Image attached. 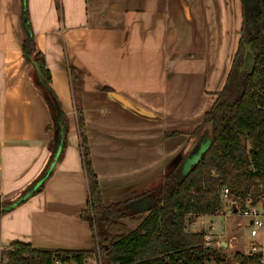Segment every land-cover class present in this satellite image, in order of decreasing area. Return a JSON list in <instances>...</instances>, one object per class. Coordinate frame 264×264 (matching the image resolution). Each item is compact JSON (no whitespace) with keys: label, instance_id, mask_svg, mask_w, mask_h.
<instances>
[{"label":"crops","instance_id":"crops-1","mask_svg":"<svg viewBox=\"0 0 264 264\" xmlns=\"http://www.w3.org/2000/svg\"><path fill=\"white\" fill-rule=\"evenodd\" d=\"M24 15L68 132L42 191L0 214V248L23 243L39 251H93L92 229L81 218L88 187L70 70L78 77L101 200L127 201L173 171L185 173L190 133L232 68L241 0H26V7L22 0H0L4 203L26 194L56 149L49 106L22 56Z\"/></svg>","mask_w":264,"mask_h":264},{"label":"trees","instance_id":"trees-1","mask_svg":"<svg viewBox=\"0 0 264 264\" xmlns=\"http://www.w3.org/2000/svg\"><path fill=\"white\" fill-rule=\"evenodd\" d=\"M241 5L242 28L232 68L201 125L190 134L192 137L201 132L196 143L207 137L210 140L207 150L186 175L178 176L173 171L159 185L137 198L108 205L102 202L78 102V77L70 70L81 159L88 187V200L81 218L92 229L94 250L49 252L14 243L12 251L3 253L5 264H53L55 261L86 264L98 258L100 264H206L210 261L229 264L232 259L237 264H247L249 260L260 258V255L235 254L229 259L212 246V241H205L203 232L187 231V225L196 218L215 216L224 210V189H228L227 200L236 211L246 205L256 206L264 200V0H253L251 4L249 0H241ZM23 12L25 14V9ZM25 33L21 43L22 56L26 63L37 67L40 81L33 68V83L46 104L52 103L56 97L51 90L49 72L32 36ZM247 51L253 55L250 71L244 70L242 65ZM55 121L52 118L54 135L59 130L62 135L59 160L68 132L61 109L59 122ZM50 175L18 203H4L0 199V214L39 194ZM146 197H151L153 204L145 213L136 215L131 205ZM126 219L138 222V225L130 230L121 222Z\"/></svg>","mask_w":264,"mask_h":264},{"label":"rangeland","instance_id":"rangeland-1","mask_svg":"<svg viewBox=\"0 0 264 264\" xmlns=\"http://www.w3.org/2000/svg\"><path fill=\"white\" fill-rule=\"evenodd\" d=\"M22 3L24 7H26V0H22ZM243 64L244 60H242V65ZM31 70H33V68ZM172 135L176 136V133H173ZM200 135L201 132L197 136H190V141L182 153V159H185L191 152V150L196 145V142L198 141ZM225 202L226 207L224 208V210L215 215V217L202 216L201 218H196L192 223L187 225V231L203 232L205 235L207 234V228L211 224L213 225L214 230L212 231L210 239L212 241V246L215 249L219 250V252L223 253L229 259H232L235 254L245 256L247 255V252L253 242V240L248 236L246 221L237 213H233L231 211L229 212L227 210V207H230L232 209L233 206L230 200L226 199ZM123 221L121 222L123 223ZM124 223L126 225L128 224L127 228L130 230H132L137 225L135 222V224L133 222L128 223V220ZM91 264H93V262H91ZM206 264L216 263L214 261H210ZM229 264L237 263L232 259Z\"/></svg>","mask_w":264,"mask_h":264},{"label":"water","instance_id":"water-1","mask_svg":"<svg viewBox=\"0 0 264 264\" xmlns=\"http://www.w3.org/2000/svg\"><path fill=\"white\" fill-rule=\"evenodd\" d=\"M249 1H250V4L251 2H253V0H249ZM23 26L25 30L27 31L28 23H27V19L25 16L23 18ZM32 65L37 73L38 80L40 81L37 67L34 64ZM252 66H253V55L251 52L247 51L244 56L243 69L250 71L252 69ZM44 88L47 90L49 94H51L50 90L46 86H44ZM48 106H49L52 118H55L56 119L55 122L58 123L59 113H60V108L58 106V103L56 102L55 99H52V103H48ZM54 141L56 142V149L54 153L52 154L50 162L48 163L46 169L39 176V178L35 182H33V184L30 187H28L26 194L22 196L21 198H19L18 201H16V203H18L19 201L23 200L24 198L32 194L38 188V186L42 183V181L46 179V177L49 175L50 171L56 164L58 157L60 155V152H61V148H62V135H61L60 130L58 131L57 134L54 135ZM209 144H210V140L207 137H204L203 140L194 147V149L189 154L187 166H186L185 173L183 174V176L186 175L190 171L192 166H194L195 164L199 162L201 155L207 150ZM150 189H152V187L146 188V190H144L143 192L149 191ZM143 192H141L140 194H142ZM140 194L133 198L139 197ZM152 204H153V199L151 197H146V198H142L134 202L130 208L136 214H143L151 207ZM233 213H236V211H234Z\"/></svg>","mask_w":264,"mask_h":264},{"label":"built area","instance_id":"built-area-1","mask_svg":"<svg viewBox=\"0 0 264 264\" xmlns=\"http://www.w3.org/2000/svg\"><path fill=\"white\" fill-rule=\"evenodd\" d=\"M229 195L228 189H224L222 197L224 200ZM226 207V206H225ZM227 210L234 212L236 210L227 207ZM236 213L246 221V229L248 236L253 240L247 255H260L258 260H249L247 264H264V200H261L256 206L246 205L243 209L236 211ZM214 230L213 225L207 228V234L204 235L206 242H211L212 231ZM12 251V248H0V264H5L6 260L3 255L5 252ZM100 264V259L94 261H88L86 264ZM53 264H61L55 261Z\"/></svg>","mask_w":264,"mask_h":264}]
</instances>
